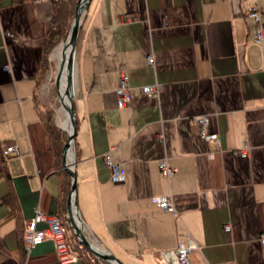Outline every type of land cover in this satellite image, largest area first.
<instances>
[{"label":"crops","instance_id":"obj_1","mask_svg":"<svg viewBox=\"0 0 264 264\" xmlns=\"http://www.w3.org/2000/svg\"><path fill=\"white\" fill-rule=\"evenodd\" d=\"M251 9L264 23V0H90L84 9L72 77L75 200L87 238L122 264H170L160 254L187 240L190 264H264V45ZM53 13L52 0H0V264H59L51 240L28 253L22 240L35 209L62 215L40 118ZM123 73L130 100L118 108ZM154 84L157 96L142 91ZM199 116L217 142L201 138ZM7 146L18 154L5 156ZM106 152L123 183L109 180ZM162 160L175 169L168 180ZM163 195L175 213L152 202Z\"/></svg>","mask_w":264,"mask_h":264},{"label":"built area","instance_id":"obj_2","mask_svg":"<svg viewBox=\"0 0 264 264\" xmlns=\"http://www.w3.org/2000/svg\"><path fill=\"white\" fill-rule=\"evenodd\" d=\"M247 18L251 19L255 24L256 28L254 31V42L258 46L264 45V23L263 15L260 14L256 9H251L247 12ZM148 65H153V56L148 55ZM8 69V66H5ZM142 91L149 96H157L159 91V85L154 84L150 86H144ZM117 97V107L123 108L128 105L130 100L129 95V77L123 73L120 76L118 87L115 91ZM192 122L195 123L200 130L201 138L208 143H215L218 140L216 133L209 132L208 130V117L199 116L192 118ZM238 154L246 156V146L237 151ZM3 154L17 155L18 151L14 146L5 147ZM102 161L104 166L109 171V180L112 183L119 184L125 181V172L120 164L113 161L110 152H106L102 155ZM158 170L162 177L169 179L170 176L175 172V169L171 168L165 160L158 163ZM154 202L158 208L163 211L175 213L174 204L170 195L156 196L153 197ZM43 223L45 228L42 230L37 229V225ZM229 227L226 226V229ZM23 247L25 252H29L32 248L39 245L43 241L51 240L54 247V253L59 264H67L74 260L75 255L71 251L66 230L63 225V221L57 215H46L39 209H35L34 216L27 220L23 229L22 234ZM259 242L264 251V231L260 233ZM196 249V245L187 240L184 244H179L175 251L162 252L160 255L170 264H190L191 254Z\"/></svg>","mask_w":264,"mask_h":264},{"label":"trees","instance_id":"obj_3","mask_svg":"<svg viewBox=\"0 0 264 264\" xmlns=\"http://www.w3.org/2000/svg\"><path fill=\"white\" fill-rule=\"evenodd\" d=\"M75 3L76 0H52L54 13L49 29L41 40L43 63L39 74L40 79H44L49 73L50 62L48 58L50 53L66 38L73 20ZM52 100L51 98L50 101H43V107L40 109V118L44 131L45 145L51 155L53 167L60 172L59 204L62 215L58 214L57 216L63 218V225L66 230L68 243L75 256L81 258L87 264H107L95 258L79 244L78 240L73 235L67 218L65 216L62 217L67 210L66 202L70 190L71 179L65 171L61 169L62 148L67 140V135L55 123V109Z\"/></svg>","mask_w":264,"mask_h":264},{"label":"water","instance_id":"obj_4","mask_svg":"<svg viewBox=\"0 0 264 264\" xmlns=\"http://www.w3.org/2000/svg\"><path fill=\"white\" fill-rule=\"evenodd\" d=\"M90 0H77L76 5L74 8V16L71 27L67 33L65 39H68V58L66 61V87L64 92V97H62L59 93V81L63 69V62L59 64L58 71L55 77V88L58 91V101L60 103V108L63 107L68 123H69V131L66 129L67 133V140L62 148V157H61V165L63 170L70 176L71 178V185L69 194L67 197L66 207L67 213L66 217L69 222V226L73 231V235L78 240L79 244L83 246L90 254H92L95 258L100 259L107 264H122L115 256L104 252L97 247H95L92 242L87 238L84 230L82 221L78 215L77 205L75 200V192H76V173L72 164L73 154L71 152V145L73 140L76 136V117L73 107V99L72 93L70 90L72 88L73 82V56L74 50L78 38V32L80 28L81 22V14L83 13L84 9L88 6ZM72 154V158H68V154Z\"/></svg>","mask_w":264,"mask_h":264},{"label":"rangeland","instance_id":"obj_5","mask_svg":"<svg viewBox=\"0 0 264 264\" xmlns=\"http://www.w3.org/2000/svg\"><path fill=\"white\" fill-rule=\"evenodd\" d=\"M57 46L52 50V52L49 55V58H48V60L50 62L49 73H48V75H47V77L43 83L41 90L39 91V95H40V98L45 102L50 101L51 98L53 99L52 102H53V106L55 109V112H54L55 113V121L57 119V124H59L58 126L61 127L62 126L61 124L64 123V120H65V114L60 109V103L58 101V91L56 90L55 84H54L56 73L58 71V66L60 63H59V61L54 60V59L52 60V58H51L52 54L56 50ZM87 237H89V236H87Z\"/></svg>","mask_w":264,"mask_h":264},{"label":"bare ground","instance_id":"obj_6","mask_svg":"<svg viewBox=\"0 0 264 264\" xmlns=\"http://www.w3.org/2000/svg\"><path fill=\"white\" fill-rule=\"evenodd\" d=\"M83 14V13H82ZM81 14V17H82ZM68 39H64V41H62L56 48V50L53 52L52 54V60H57L59 61V63L63 62V69H62V73H61V77H60V81H59V93L62 97H64V92H65V87H66V61L68 58ZM74 68V67H73ZM70 93H73V87L70 90ZM61 111L64 112L65 114V120L63 123V127L65 129H67V131H69V123H68V119L66 116V113L63 109V107L60 108ZM68 158H72V154H68Z\"/></svg>","mask_w":264,"mask_h":264}]
</instances>
